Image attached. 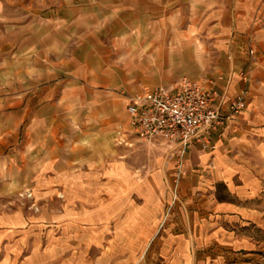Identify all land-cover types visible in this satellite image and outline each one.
Here are the masks:
<instances>
[{
	"label": "crops",
	"instance_id": "0c3cea01",
	"mask_svg": "<svg viewBox=\"0 0 264 264\" xmlns=\"http://www.w3.org/2000/svg\"><path fill=\"white\" fill-rule=\"evenodd\" d=\"M184 77L250 97L166 188L118 159L114 134L130 96ZM0 150L5 193L46 202L38 221L0 215V264L60 261L68 242L98 264H217L204 246L249 244L238 225L259 219L246 202L264 191V0H0Z\"/></svg>",
	"mask_w": 264,
	"mask_h": 264
},
{
	"label": "built area",
	"instance_id": "2783aa9c",
	"mask_svg": "<svg viewBox=\"0 0 264 264\" xmlns=\"http://www.w3.org/2000/svg\"><path fill=\"white\" fill-rule=\"evenodd\" d=\"M249 97L245 88L227 99L216 88L193 83L187 77L175 86L145 89L129 97V124L117 128L114 142L119 147H131L132 140L167 145L175 160L173 176L179 182L186 175V155L195 148L214 152L247 110Z\"/></svg>",
	"mask_w": 264,
	"mask_h": 264
},
{
	"label": "rangeland",
	"instance_id": "374dc122",
	"mask_svg": "<svg viewBox=\"0 0 264 264\" xmlns=\"http://www.w3.org/2000/svg\"><path fill=\"white\" fill-rule=\"evenodd\" d=\"M10 16L11 14H9V17ZM5 24H11V22H6ZM10 42L11 39L6 37L1 42V44L3 43V45L8 46ZM131 143V147H119L114 142L115 148L119 150L117 155L118 159L122 162L127 163L128 167L131 168L132 172L139 178L157 174L162 175L163 183L167 188L166 180H169L173 176L175 168V160L171 157L170 150L168 149L167 145L163 144L162 142H155L150 144L143 143L137 140H132ZM201 154L204 153L201 152ZM191 165L192 162L189 156L187 157L186 161L187 171L184 177L188 175ZM9 168L10 166L4 165V171H8L9 173ZM195 169L200 170V167L196 166ZM1 178L2 175L0 170V215H8L12 212H21L24 214L27 220L30 219L38 221V219L41 218L40 216H42L43 214L41 208L44 206V204H46L45 198H36L31 190L23 187L15 191L17 195H7L5 193V190H3L6 182L2 181ZM167 196L168 203V193ZM178 204L179 201L177 205ZM246 204L249 205L248 207H252V205L253 207H255L256 205L259 206V219L257 221H254V224L252 226H247V222H244L245 227L241 230L238 225V234L243 233L244 240L250 243L243 244V246L241 247L239 245L235 247L230 244H213L207 247L204 246L203 252H201H210L214 256L219 257L220 262H217V264H264V191H261V194L258 198H254L253 201L248 200ZM55 206L58 208V203H55ZM167 206L168 205H166V207ZM85 215H87V213H85ZM37 247L42 252L41 254H43L45 249H47L49 246L44 244L43 240L40 246ZM205 247L207 248L206 250ZM60 248L61 250H58ZM28 249H22L21 246V255L28 254L29 252L34 251V247H31L29 250ZM154 249L155 251H157L156 246H154L153 244L151 245V250L154 251ZM56 250L59 253H63V256H66L65 259L60 261L48 260L45 262V264H98L97 251L94 250L92 245L82 246L80 244L68 242L66 245L57 246ZM105 263L107 264V262ZM132 263L161 264L163 263V261H158L155 257L152 259V261H142L141 263L133 261ZM207 263L208 262H206V264ZM120 264H123V262H120Z\"/></svg>",
	"mask_w": 264,
	"mask_h": 264
}]
</instances>
